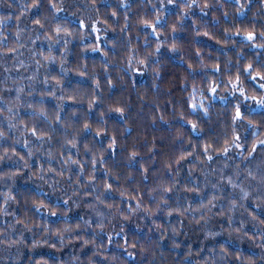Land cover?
<instances>
[{
  "label": "clouds",
  "instance_id": "obj_1",
  "mask_svg": "<svg viewBox=\"0 0 264 264\" xmlns=\"http://www.w3.org/2000/svg\"><path fill=\"white\" fill-rule=\"evenodd\" d=\"M0 264H264V0H0Z\"/></svg>",
  "mask_w": 264,
  "mask_h": 264
}]
</instances>
